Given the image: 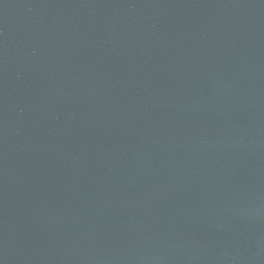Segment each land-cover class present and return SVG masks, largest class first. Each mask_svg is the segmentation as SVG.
Wrapping results in <instances>:
<instances>
[{"label":"water","instance_id":"1","mask_svg":"<svg viewBox=\"0 0 264 264\" xmlns=\"http://www.w3.org/2000/svg\"><path fill=\"white\" fill-rule=\"evenodd\" d=\"M0 264H264V0H0Z\"/></svg>","mask_w":264,"mask_h":264}]
</instances>
